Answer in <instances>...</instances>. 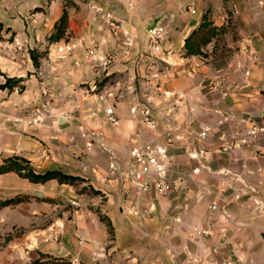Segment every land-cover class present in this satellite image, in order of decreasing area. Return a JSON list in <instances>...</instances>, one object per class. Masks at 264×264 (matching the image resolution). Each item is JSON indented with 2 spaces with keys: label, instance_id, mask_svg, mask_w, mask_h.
I'll return each instance as SVG.
<instances>
[{
  "label": "crops",
  "instance_id": "0c3cea01",
  "mask_svg": "<svg viewBox=\"0 0 264 264\" xmlns=\"http://www.w3.org/2000/svg\"><path fill=\"white\" fill-rule=\"evenodd\" d=\"M73 2L71 30L85 37L84 46L62 63L60 42L48 43L41 80L21 81L22 94L0 89V166L17 161L35 173L59 170L83 181L35 184L15 171L0 174V204L28 199L0 207V264H264V136L235 144L251 122L264 121V6L259 0H10L0 19L49 4L50 32ZM205 22L220 33L205 55L187 57V37ZM157 23L167 31L162 47L174 52L167 61L151 56L148 30ZM17 24L6 26L20 34L33 29ZM246 43L258 56L246 62L249 75L238 65L247 59ZM217 77L224 80L219 89L212 87ZM94 84L97 94L86 97ZM139 104L149 105L159 129L168 127L176 138L170 179L181 186L164 197L138 198L112 174V164L125 166L132 147L153 137L132 113ZM111 106L116 124L107 115ZM49 216L35 233L34 223Z\"/></svg>",
  "mask_w": 264,
  "mask_h": 264
},
{
  "label": "built area",
  "instance_id": "2783aa9c",
  "mask_svg": "<svg viewBox=\"0 0 264 264\" xmlns=\"http://www.w3.org/2000/svg\"><path fill=\"white\" fill-rule=\"evenodd\" d=\"M259 4L264 6V0H259ZM192 14L196 13L194 8H189ZM107 22L111 25L113 30H117L115 21L110 16L106 18ZM166 28L162 23H157L148 30L149 48L155 57L167 61L164 57L171 56L174 52L165 50L162 47V42L166 36ZM130 44V41H129ZM247 44V43H246ZM84 46V40L81 38H71L66 40L62 45L58 47V53L61 58H66L74 55L76 50ZM88 50V49H87ZM242 55L247 59H239L238 65L245 70V74L249 75V68L246 66V62H255L258 60V56L249 44L245 45L242 50ZM202 56V55H200ZM198 56H193L196 58ZM102 61L107 64V59L102 57ZM198 65H194L189 69V75L196 73ZM224 80L221 77H217L212 82V87L215 89L222 88ZM18 92V91H17ZM98 86L94 84L87 93L97 94ZM113 93L107 94V98H114ZM101 100H105L104 96L100 97ZM148 102H150L148 100ZM179 103H176V106ZM114 108L111 106L107 109V115L109 120L113 123H117V118L113 112ZM132 113H139L142 117L144 126L153 132V137L149 141L134 145L131 149V158L125 166L114 163L111 165L112 174L117 182V185H124L126 189L132 188L138 198H145L148 195H153L155 198L164 197L171 193L178 191L181 183L179 181H173L170 179L172 172L174 158L169 153V147L175 142L176 138L172 135V131L166 127L163 130L159 129L157 120L154 117L153 109L149 105H137L132 108ZM208 131H204L201 134L202 138H206ZM264 136V121L260 123H250L247 127L246 133L243 137L235 139V144L238 146H247L251 144L252 139ZM264 151V145L263 150ZM1 155V151H0ZM213 210L218 209L216 204L211 207ZM205 236H209L211 232L209 230L202 233ZM58 240V237L55 238ZM227 264H233L228 262Z\"/></svg>",
  "mask_w": 264,
  "mask_h": 264
},
{
  "label": "rangeland",
  "instance_id": "374dc122",
  "mask_svg": "<svg viewBox=\"0 0 264 264\" xmlns=\"http://www.w3.org/2000/svg\"><path fill=\"white\" fill-rule=\"evenodd\" d=\"M9 2L10 0H0V13L8 14L10 12ZM65 6L69 8V9H64V11L68 12V28H67L64 38L61 41H59L61 45L66 40H69L71 38H75V39L78 37L85 38L84 36H80L79 33H77L76 31L71 30L72 28H71V20H70L69 11L71 8H73V6H76V4L74 2L67 3L65 4ZM20 7L21 6L19 2L18 10L20 9ZM97 11L100 12L101 10H97ZM52 21H53V18H51V11L49 10V4H46L44 7H36L35 9L31 10L29 13H26L24 16L19 15L16 18H10L9 16H6L0 19V89L4 87L6 80L9 78L8 76H13V78H10L13 81V83H11L10 87H8L7 91L12 90L14 91V93L22 94L24 91V84H21V81L27 80V79H33L36 82V79L30 76L33 75L39 78L40 76H42L39 74L42 68L41 67L42 59L45 57H48L47 56V53H48L47 46H48V43H51L50 40H51L52 35L56 33L55 24L52 30L49 32V25L50 26L52 25L51 23ZM9 22H14V23L18 22L19 24L15 25L18 27L20 25L21 26L25 25L27 27L32 25L33 29L30 30L31 29L30 28L29 29L30 31H26L25 29H23L22 34H20L19 31H12V28L6 26L7 24H9ZM106 23L111 27V25L107 22V20H106ZM148 42H149V37H148ZM59 46H57L56 57L62 63L69 61L76 53L75 52L74 55L70 57L61 58L58 53ZM38 47H42V48L39 49ZM223 53L225 54V52ZM151 56L154 57L157 60V62L160 61V58L158 57L156 58L152 52H151ZM74 64L78 65V61H75ZM19 75H23L25 77L22 79L16 78ZM41 79L42 78H40V80ZM136 84L137 86H140V82L137 81ZM82 86H88V85H82ZM89 94L90 93H87V90H84V95L86 97ZM142 105H146V104H142ZM79 184H80L79 182L75 184V187L78 186ZM83 189H85L90 194L93 192L92 190H91L92 192L90 190H87L88 188H83ZM77 191H79V189H77ZM65 208H68V207L65 206ZM65 208H62V209H65ZM57 213L61 216L63 215L62 210L60 209H58ZM44 219H45V222L40 223V226L38 227L36 225L39 223L38 222L34 223L33 225L34 227L32 228V230H34L35 233L39 232V231H36L37 229L41 230V229L46 228V224L52 221L51 216L45 217ZM24 231L25 229L21 228V229L16 230L15 234L19 235L21 233H24Z\"/></svg>",
  "mask_w": 264,
  "mask_h": 264
},
{
  "label": "trees",
  "instance_id": "16d2710c",
  "mask_svg": "<svg viewBox=\"0 0 264 264\" xmlns=\"http://www.w3.org/2000/svg\"><path fill=\"white\" fill-rule=\"evenodd\" d=\"M68 28V12L64 11L60 19L55 23L56 33L51 37V43L61 41ZM221 30V29H220ZM220 30H217L216 27L212 26L210 22L202 23L198 29H195L186 39V56H200L205 55L204 47L208 45L214 38H217ZM13 81L8 78L3 88L10 87ZM15 171L21 177L29 179L32 183L35 184H45L51 180H57L60 184H68L75 186L78 182L81 183L83 179L79 176L68 175L59 170H50L45 173H35L33 170L27 168L21 162H9L0 166V174L7 172ZM85 189H82L84 191ZM96 193V191L92 190ZM28 201L27 196H16L14 198L2 201L0 207L17 205L22 202ZM101 220L109 226L111 230V224L106 217L101 216ZM53 263H58L59 261H51ZM61 264H69L66 261H60ZM33 264H42V262H34Z\"/></svg>",
  "mask_w": 264,
  "mask_h": 264
},
{
  "label": "water",
  "instance_id": "95a60500",
  "mask_svg": "<svg viewBox=\"0 0 264 264\" xmlns=\"http://www.w3.org/2000/svg\"><path fill=\"white\" fill-rule=\"evenodd\" d=\"M36 196H38V197H42V193L40 192V191H35V193H34Z\"/></svg>",
  "mask_w": 264,
  "mask_h": 264
}]
</instances>
